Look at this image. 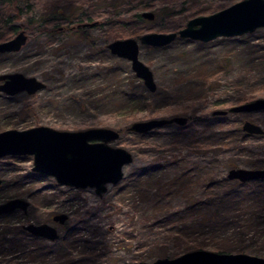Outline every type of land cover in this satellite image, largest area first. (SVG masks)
<instances>
[{"label":"rangeland","instance_id":"374dc122","mask_svg":"<svg viewBox=\"0 0 264 264\" xmlns=\"http://www.w3.org/2000/svg\"><path fill=\"white\" fill-rule=\"evenodd\" d=\"M55 1L58 0L30 1L29 13L19 22L26 25L28 19L35 22L47 16L50 6L46 4ZM240 1L175 0L162 4L156 0L149 7L140 4V15L150 12L155 16L154 21L140 24V31L178 33L190 20L210 16ZM95 2L94 8L85 6L76 13L83 23L96 24L85 31L88 41L79 35L58 32L66 25L57 23L48 27L51 32L47 34L34 30L26 52L0 56V75L20 73L45 85L33 96L0 94V132L41 126L67 132L111 129L119 133V139L109 145L127 150L133 161L124 167L122 181L108 185L106 192L98 196L94 189L60 186L51 177L33 173L32 157H6L11 159H0V180L3 182L2 174L6 173L8 182L0 190V204L17 198L28 201L26 214H9L13 215V228L45 223L53 226L58 240L37 239L55 250H62L63 238L76 241L81 255L70 253L71 261L63 264L152 263L158 255L160 259H174L186 252L165 240L153 225L154 217L199 200L205 184L197 180L207 175L212 180H224L230 169L253 170L257 160L264 161V138L248 136L239 147L225 141L226 130L216 124L230 122L236 126L237 121L241 127L237 114L208 119L212 112L237 106L241 100H247L242 103L245 104L264 99V28L208 43L177 37L166 47H140L139 60L150 69L157 87L151 93L135 77L130 63L107 48L113 41L123 40L110 38L113 30L106 24L112 14V0L106 5ZM57 7L65 15L75 9ZM128 8L123 6L125 13L118 9L123 13L120 19L134 13L133 6ZM163 8L166 10L162 12ZM5 30L0 29V35ZM200 66L215 73L204 94L200 88L203 82L188 77ZM194 90L196 93H192ZM124 94L133 95V104L127 103ZM196 95L205 97L198 101ZM191 115L197 119L184 126L168 125L143 135L129 131L133 123ZM242 115L264 130V111ZM183 173L193 177L189 191L179 190L174 184ZM40 190L44 193L30 197ZM16 191L20 193L18 197H14ZM61 214L68 217L63 226L51 222ZM24 232L30 239L31 235ZM205 251L214 252L211 248ZM18 253L0 254V264H26ZM244 254L264 258V251Z\"/></svg>","mask_w":264,"mask_h":264},{"label":"water","instance_id":"95a60500","mask_svg":"<svg viewBox=\"0 0 264 264\" xmlns=\"http://www.w3.org/2000/svg\"><path fill=\"white\" fill-rule=\"evenodd\" d=\"M141 18L153 21L154 14L143 12ZM96 24H83L94 27ZM264 28V0H242L215 14L190 20L178 33H147L138 39L116 40L107 48L110 53L130 63L135 77L151 93L157 89L150 69L139 60L140 47L162 48L170 45L177 37L202 43L218 38L239 37ZM27 40L24 33L0 43V54L20 51ZM45 85L36 78H27L20 73L0 75V94L12 97L20 93L33 96ZM264 111V99L231 107L227 110L212 112V116L227 114H249ZM185 117L149 120L133 123L129 131L143 135L168 125L184 126ZM241 131L248 136H261V126L244 121ZM119 139V133L111 129H89L78 132L56 131L48 127H34L24 131L6 130L0 132V159L6 157H32L31 171L51 177L60 186L74 189H94L102 196L108 185L122 181L125 166L132 163L131 153L109 144ZM227 179L240 183L264 180V170L231 169ZM2 181L0 180V185ZM29 202L23 199H10L0 204V217L14 212L26 214ZM68 220L66 215H56L52 223L63 226ZM23 230L31 236L48 242L59 239L57 230L49 224H29ZM140 264H264V258L246 254H223L205 250L185 253L174 259H157L152 263Z\"/></svg>","mask_w":264,"mask_h":264},{"label":"trees","instance_id":"16d2710c","mask_svg":"<svg viewBox=\"0 0 264 264\" xmlns=\"http://www.w3.org/2000/svg\"><path fill=\"white\" fill-rule=\"evenodd\" d=\"M42 2L44 0H38ZM52 1V0H49ZM104 2L106 5L109 0H58L46 4L50 6V11L47 16H42L39 21L32 19L29 24L32 25V30L41 33L43 31L51 32L48 27H55L57 23H63L69 29L71 26L83 24V19L76 17V13L87 6L92 9L96 6V2ZM156 0H112L109 5L112 14L106 20V24L113 30L110 33L112 39H138L140 33L144 35L145 30L140 31V24L144 25V21L139 13L140 4L149 7L154 5ZM159 3H171L175 0H157ZM74 6L72 14L65 15L59 11L57 6ZM12 3L10 0H0V29L5 30V34L0 35V40L9 37L17 30V26L11 24ZM45 6V7H46ZM123 6L134 7V13L130 14L128 18L122 20L119 17L125 13ZM48 9V8H47ZM53 9V10H52ZM123 9V13L118 11ZM105 10V9H104ZM166 10L163 8L162 12ZM18 13L20 14L21 11ZM17 15L19 16V14ZM82 15V14H81ZM14 20L18 19V17ZM91 21V18H87ZM154 21V20H153ZM85 23V22H84ZM134 24L139 27L134 28ZM25 25V24H24ZM47 26V27H46ZM17 27V28H16ZM53 29V28H52ZM87 29H80L77 31H70L71 35H79L83 41H88L89 37L85 34ZM147 34V33H145ZM215 73L207 72L205 66H200L197 71L192 72L188 77H193L201 80L200 88L202 92L207 91L210 78H213ZM182 80V79H181ZM196 93V91H192ZM127 97V103L133 104L135 98L124 94ZM203 95H196V100L204 99ZM247 100L237 102V105H242ZM157 108V107H156ZM194 114V113H191ZM195 115V114H194ZM239 122L242 124L247 121L242 114H237ZM216 117L226 116H212L208 118L213 120ZM188 121L194 122L197 118L190 116ZM233 126L230 122H221L216 124L221 130H226L225 141H229L235 147L241 146L248 135L244 134L239 127L238 122ZM231 126V129H230ZM123 132V131H120ZM264 138V134L258 136ZM6 158L5 160H10ZM252 169L264 170V161L257 160ZM231 170V169H230ZM6 174V173H5ZM2 174L4 179L0 190H3V185L8 184L7 176ZM193 178V177H192ZM192 178H189L188 173L179 175L174 184L178 185L179 190L189 191L193 186ZM203 185L205 184L204 192L199 200H193L180 210L164 214L161 217H154V226L161 232L165 240L169 241L177 249L182 252L205 250L211 248L214 252L223 254H244L249 252L257 254L259 251H264V180L240 183L238 181H230L227 178L224 180H212L207 175L204 179L197 180ZM18 191V190H17ZM14 194V197L20 195L19 192ZM44 193V190L36 191L30 195L33 198L35 195L39 196ZM158 204H155L157 207ZM13 216V215H12ZM10 215L0 217V254L9 255L11 253L19 252L18 258L23 259L26 264H63L70 262L72 256L81 255V251L76 248V241H69L68 237L62 239V250H55L39 240L27 235L20 225L13 228ZM15 216V215H14ZM23 235V236H21ZM177 256V254L175 255ZM157 256L155 259H160Z\"/></svg>","mask_w":264,"mask_h":264},{"label":"flooded vegetation","instance_id":"af4514ba","mask_svg":"<svg viewBox=\"0 0 264 264\" xmlns=\"http://www.w3.org/2000/svg\"><path fill=\"white\" fill-rule=\"evenodd\" d=\"M11 3H12V14H11V17L13 18H17L16 20L12 19L11 20H14V25L17 26V30L14 32V34H12L11 36L9 37H5L4 39H1L0 40V43L2 42H6V41H9L13 38H15V36L19 33H24V35H26L27 37V40L25 42V44L21 47L20 51L18 52H15V53H5V54H0V56H9V55H18V54H21L23 52L24 49L28 48L29 47V43L31 42V37H32V25L29 24V22L32 20V19H28L25 21L26 25L22 24L21 22L19 21H22V16H25L29 13V10L31 9V6H29V2L32 1V0H10ZM34 2H37L38 0H33ZM23 10H25V13L23 12ZM18 11L21 13L19 14ZM17 13L19 14V16L17 15ZM37 21V20H36ZM39 21V19H38ZM37 21V22H38ZM83 24H92V23H83ZM83 24H77V25H74V26H71L69 29H67V26L64 28V27H61L58 32H70V31H77V30H80V29H90L92 27H87V26H83ZM37 34H47L48 32L47 31H43L41 33H38V31H36ZM24 52H26L24 50ZM52 220V219H51ZM52 222V221H51Z\"/></svg>","mask_w":264,"mask_h":264}]
</instances>
